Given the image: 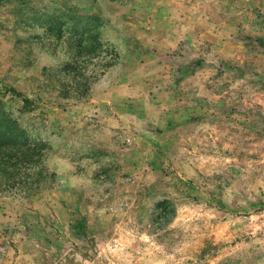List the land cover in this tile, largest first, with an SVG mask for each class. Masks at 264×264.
I'll list each match as a JSON object with an SVG mask.
<instances>
[{"label":"rangeland","instance_id":"rangeland-1","mask_svg":"<svg viewBox=\"0 0 264 264\" xmlns=\"http://www.w3.org/2000/svg\"><path fill=\"white\" fill-rule=\"evenodd\" d=\"M0 264H264V0H0Z\"/></svg>","mask_w":264,"mask_h":264},{"label":"trees","instance_id":"trees-1","mask_svg":"<svg viewBox=\"0 0 264 264\" xmlns=\"http://www.w3.org/2000/svg\"><path fill=\"white\" fill-rule=\"evenodd\" d=\"M5 135H7V134H5ZM8 136V135H7Z\"/></svg>","mask_w":264,"mask_h":264}]
</instances>
